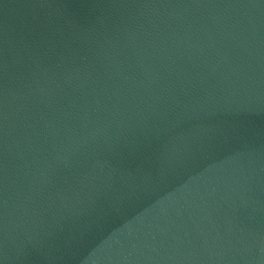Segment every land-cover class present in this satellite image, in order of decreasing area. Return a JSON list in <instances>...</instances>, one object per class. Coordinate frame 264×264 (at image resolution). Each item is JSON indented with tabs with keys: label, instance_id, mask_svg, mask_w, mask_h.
<instances>
[{
	"label": "water",
	"instance_id": "95a60500",
	"mask_svg": "<svg viewBox=\"0 0 264 264\" xmlns=\"http://www.w3.org/2000/svg\"><path fill=\"white\" fill-rule=\"evenodd\" d=\"M0 264H264V0H0Z\"/></svg>",
	"mask_w": 264,
	"mask_h": 264
}]
</instances>
